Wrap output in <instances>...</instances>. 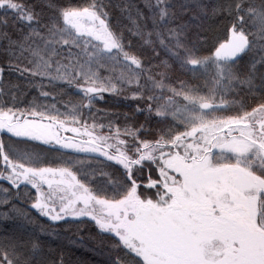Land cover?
<instances>
[{"label": "snow or ice", "instance_id": "obj_1", "mask_svg": "<svg viewBox=\"0 0 264 264\" xmlns=\"http://www.w3.org/2000/svg\"><path fill=\"white\" fill-rule=\"evenodd\" d=\"M0 181V264H264V0H0Z\"/></svg>", "mask_w": 264, "mask_h": 264}, {"label": "trees", "instance_id": "obj_2", "mask_svg": "<svg viewBox=\"0 0 264 264\" xmlns=\"http://www.w3.org/2000/svg\"><path fill=\"white\" fill-rule=\"evenodd\" d=\"M80 2H83V0H80ZM222 21V18H221ZM126 23V21H125ZM222 27V23H220ZM11 79L13 82H19L22 86L24 85V81L20 80L17 81V77L14 74ZM26 93V99L31 100L32 97L36 94L34 89H25ZM130 95L127 92H121L119 95L116 94H105L103 100L97 101V107L99 108H106L114 111H120V112H127L131 111V104L132 101H125L124 96ZM21 99H25V97H21ZM19 107H25V103H20L18 105ZM138 120L143 121L144 117L138 116ZM7 138V137H5ZM52 155H55L53 153ZM0 185H3L4 187H7V184L3 181H0ZM22 192H26V189H21ZM3 194L0 193V199H3ZM30 204V201H27L24 199L23 196H21L20 200L16 202V207L21 208L24 212H32L33 217H38V214L30 209L28 205ZM39 220L41 223L48 225L47 218L39 217ZM14 225L11 221H4L0 219V229L4 228H12ZM54 227H65L64 225H53ZM80 230L76 231L75 234L77 236H83L85 239L83 241L75 240V239H68V238H62L61 240L57 241L62 246V250L66 254V257L69 261V264H107L108 256L106 254V249L103 247V245L100 244L101 239H107L106 237H99L97 236L96 239L90 240L88 237L90 235L95 236L96 235V229L93 225L84 223L81 224Z\"/></svg>", "mask_w": 264, "mask_h": 264}, {"label": "rangeland", "instance_id": "obj_3", "mask_svg": "<svg viewBox=\"0 0 264 264\" xmlns=\"http://www.w3.org/2000/svg\"><path fill=\"white\" fill-rule=\"evenodd\" d=\"M220 23H221V20H217V21L215 22V24L213 25V27H214V28L217 27V26H220V27H221Z\"/></svg>", "mask_w": 264, "mask_h": 264}]
</instances>
